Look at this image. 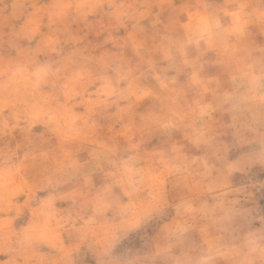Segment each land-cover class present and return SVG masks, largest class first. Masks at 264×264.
<instances>
[{
  "label": "clouds",
  "instance_id": "obj_1",
  "mask_svg": "<svg viewBox=\"0 0 264 264\" xmlns=\"http://www.w3.org/2000/svg\"><path fill=\"white\" fill-rule=\"evenodd\" d=\"M219 72L264 100V0H0V264H264Z\"/></svg>",
  "mask_w": 264,
  "mask_h": 264
},
{
  "label": "rangeland",
  "instance_id": "obj_2",
  "mask_svg": "<svg viewBox=\"0 0 264 264\" xmlns=\"http://www.w3.org/2000/svg\"><path fill=\"white\" fill-rule=\"evenodd\" d=\"M218 74L221 87L224 90L234 92V98L217 110V118L228 126L232 134L242 135L252 141V148L258 151L260 141L264 138V100L260 98V90L248 78L233 80L231 72H219ZM199 107L202 112H206L209 105L201 104ZM85 108L86 104L77 105L73 109L71 116L79 115ZM256 171L259 173L261 169L258 168ZM236 179L238 181L240 177L237 176ZM35 196L44 199L42 190L37 191ZM17 199L22 201L24 197L21 195ZM253 204L264 207V192L258 191L254 194ZM64 210L62 205H53V211L55 212ZM125 250L144 252L150 249L145 247L141 239L131 237L125 246Z\"/></svg>",
  "mask_w": 264,
  "mask_h": 264
}]
</instances>
